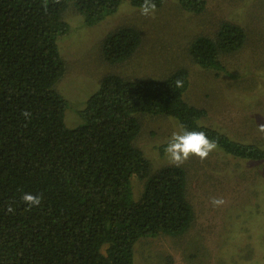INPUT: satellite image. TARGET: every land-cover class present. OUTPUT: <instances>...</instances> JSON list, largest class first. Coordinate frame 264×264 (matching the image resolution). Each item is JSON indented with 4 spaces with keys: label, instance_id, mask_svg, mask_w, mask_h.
Listing matches in <instances>:
<instances>
[{
    "label": "trees",
    "instance_id": "1",
    "mask_svg": "<svg viewBox=\"0 0 264 264\" xmlns=\"http://www.w3.org/2000/svg\"><path fill=\"white\" fill-rule=\"evenodd\" d=\"M177 1L195 16L208 8L207 0ZM154 2L157 9L165 4ZM125 3L139 8L143 0H0V264H136L141 238L180 236L192 227L188 173L174 165L153 172L137 145L141 115L204 131L223 155L264 160L260 145L206 123L208 110L187 98L185 65L160 77L108 73L77 111L79 124L67 126L68 102L56 89L66 71L58 45L70 31L66 17L77 13L91 27ZM247 40V27L224 21L214 36L194 38L190 63L219 74L223 56ZM143 42L137 26L119 25L100 42L101 60L122 65ZM135 176L144 180L140 195ZM24 193L41 196V205L29 210Z\"/></svg>",
    "mask_w": 264,
    "mask_h": 264
},
{
    "label": "rangeland",
    "instance_id": "2",
    "mask_svg": "<svg viewBox=\"0 0 264 264\" xmlns=\"http://www.w3.org/2000/svg\"><path fill=\"white\" fill-rule=\"evenodd\" d=\"M207 1V11L200 17L182 10L177 0H165L154 19L125 3L116 14L91 27L81 15L70 12L66 17L70 31L58 39L66 71L56 85L68 102L67 126L79 124L77 111L108 73L160 77L185 65L191 71L187 98L208 110L206 123L264 148V132L259 129L264 125V0ZM224 21L247 27L243 48L223 56L225 70L219 74L191 64L190 43L198 35L214 36ZM123 24L141 29L144 42L128 62L110 66L101 60L100 42ZM140 118L137 145L153 172L172 165L165 148L172 133L182 131L180 124L162 115ZM181 166L190 179L188 197L195 221L180 236L141 238L135 246L136 264H264V160L243 161L216 148L205 160L191 156ZM133 185L140 195L144 180L135 176ZM213 197L226 202L214 207Z\"/></svg>",
    "mask_w": 264,
    "mask_h": 264
},
{
    "label": "clouds",
    "instance_id": "3",
    "mask_svg": "<svg viewBox=\"0 0 264 264\" xmlns=\"http://www.w3.org/2000/svg\"><path fill=\"white\" fill-rule=\"evenodd\" d=\"M139 11L141 15L154 19L157 5L154 0H143V3L139 5ZM177 87H182V82L177 81ZM22 115L25 118H30L31 113L25 111ZM181 128L182 131L172 133L165 148V153L170 164L179 167L191 156L198 157L203 161L218 147L216 141L210 140L204 131H189L183 129V126ZM259 129L264 132V125L259 126ZM21 199L28 206L29 210L33 207H39L42 203L41 196L31 193H24ZM225 202L223 198L213 197L211 199L214 207H219ZM7 210L14 212V208L11 205L8 206Z\"/></svg>",
    "mask_w": 264,
    "mask_h": 264
}]
</instances>
